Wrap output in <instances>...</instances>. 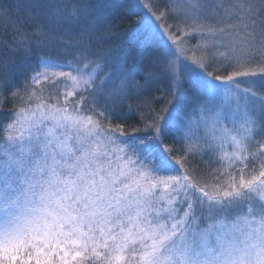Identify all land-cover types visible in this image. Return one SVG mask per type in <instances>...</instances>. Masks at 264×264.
I'll use <instances>...</instances> for the list:
<instances>
[{"label":"snow or ice","instance_id":"obj_1","mask_svg":"<svg viewBox=\"0 0 264 264\" xmlns=\"http://www.w3.org/2000/svg\"><path fill=\"white\" fill-rule=\"evenodd\" d=\"M0 20V264H264V0H0Z\"/></svg>","mask_w":264,"mask_h":264},{"label":"trees","instance_id":"obj_2","mask_svg":"<svg viewBox=\"0 0 264 264\" xmlns=\"http://www.w3.org/2000/svg\"><path fill=\"white\" fill-rule=\"evenodd\" d=\"M134 20H135V17H132L131 19L127 20L125 22V27L130 25ZM11 39H12V25L10 23H7L4 20H0V51H3L5 54L11 55V53H8L7 50L3 49V47H2L3 43H5L7 41H10ZM107 46H110V45H107ZM44 54H45L44 51H41L40 49H37V50L34 51L32 57L30 58L31 59V63H32V65L34 67L36 66V63L38 62L39 57L44 55ZM53 54H55V50H53ZM12 59L13 60H18V57L17 56H12ZM257 86H259V85H257ZM156 96H157V99L159 100V103L154 102L153 103V108H154V106H156V108L162 107L164 102H162L163 99L162 100L160 99L161 93H156ZM12 106H13L12 102H9L7 107L4 109V111L0 112V120H3L5 118L8 110L11 109ZM141 114L144 115L145 117H147L150 114L149 109L148 108H144L143 113H137V118H139V116ZM135 122H136L135 120L130 121V123H135ZM205 162L206 161H204L201 164L200 170L205 175H207V173L210 170H213L214 167H211L209 165H205Z\"/></svg>","mask_w":264,"mask_h":264},{"label":"rangeland","instance_id":"obj_3","mask_svg":"<svg viewBox=\"0 0 264 264\" xmlns=\"http://www.w3.org/2000/svg\"><path fill=\"white\" fill-rule=\"evenodd\" d=\"M257 2H258V1H257ZM37 63H38V62H37ZM37 63H36V65H37ZM241 79H242V80H247V79H258V77H257V78H241ZM247 86H248V85H246V84H242V85H241V87H247ZM161 100H162V99H161ZM162 102H164V100H162ZM154 108H156V106H154ZM206 162H207V161H206ZM206 162H205V165H209V166H211V167H214V169L218 167V165L215 164V163H211V164H210V163H208V162L206 163Z\"/></svg>","mask_w":264,"mask_h":264}]
</instances>
